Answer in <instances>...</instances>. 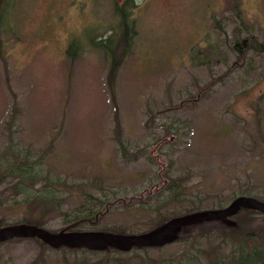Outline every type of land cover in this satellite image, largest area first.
I'll use <instances>...</instances> for the list:
<instances>
[{
	"label": "rangeland",
	"instance_id": "374dc122",
	"mask_svg": "<svg viewBox=\"0 0 264 264\" xmlns=\"http://www.w3.org/2000/svg\"><path fill=\"white\" fill-rule=\"evenodd\" d=\"M1 17L0 222L40 218L26 199L41 186L55 196L48 229L125 198L97 223L118 233L264 197V0H7ZM126 25L130 49L110 81L92 40L122 39ZM33 262L116 264L34 238L0 242V264Z\"/></svg>",
	"mask_w": 264,
	"mask_h": 264
},
{
	"label": "trees",
	"instance_id": "16d2710c",
	"mask_svg": "<svg viewBox=\"0 0 264 264\" xmlns=\"http://www.w3.org/2000/svg\"><path fill=\"white\" fill-rule=\"evenodd\" d=\"M7 6V0H0V24L3 22L2 13ZM118 13L125 23L127 20L128 13L119 9ZM124 38H116L113 35H109L106 38L93 39L92 42L94 46L99 47L103 56L109 60V72L108 77L111 81V78L114 77L116 71L121 65L122 60L125 58L127 51L130 49V41L131 34L133 30H130L128 25H126L123 29ZM76 46V42L72 41L67 48V53L69 56H73L74 49ZM234 48L236 51L241 52L243 48L242 41L234 44ZM27 164H31L28 162ZM0 168V180L5 177V173H7L10 169ZM174 181V180H171ZM1 182V181H0ZM45 186L38 187L36 191L28 195V206L29 213H34L35 209H39L41 213L40 218L32 219H24L15 223H3L0 222V226L8 225V224H17V223H29L37 226L45 227V222L42 219L44 213L56 210V207L52 205V200L55 198L54 195H45L43 196L42 191ZM252 196V195H250ZM133 197V196H132ZM256 197V196H253ZM262 201H264V197H256ZM126 200L125 198H114L111 204L109 201L105 205L100 207H96L88 214L77 215L74 218L69 219L64 225L59 229H48L52 232H58L60 230L65 231H104V232H112L117 234H138L143 232H148L156 227L162 225L166 221L170 220L173 217L180 216L183 214L191 213L194 211H199V207H195L192 209L185 210L184 212L174 215L172 217H166L164 220H159L152 227L148 228L145 231L137 232V233H118L124 232L122 229H113L109 227L100 228L97 226V223L100 219L109 211V207L113 205V203ZM121 203V202H120ZM123 204V202H122ZM126 205V204H123ZM129 205V204H128ZM161 215V214H160ZM34 238L38 242H41L45 248L49 249H59L62 252L66 251H82L83 253H94L97 254L99 252L105 253V258H111L116 262V264H122L125 260H123L120 255L114 254H127L126 256L129 259H134L135 257L139 258V263L137 264H264V215L261 214L257 210L248 209V208H239L236 213L233 215L226 217L224 219H214V220H206L198 223L190 224L183 226L180 231L177 233V236L173 242H180L182 244L181 249L178 253L167 259H158V258H147L146 254L149 249H160L170 243L161 245V246H131L128 250H119L114 247H106L104 249H89L87 247H67V246H58L52 247L49 244L43 242L37 237H28ZM15 239V238H12ZM208 241V245L205 248L201 247V241ZM3 242V241H0ZM171 242V243H173ZM144 255L141 254V251ZM203 251V252H202ZM196 253L202 254L206 256V260L198 257ZM146 259L151 260L152 263L146 261ZM129 261L125 262L128 264ZM31 264H34L31 263ZM133 264V263H131Z\"/></svg>",
	"mask_w": 264,
	"mask_h": 264
},
{
	"label": "water",
	"instance_id": "95a60500",
	"mask_svg": "<svg viewBox=\"0 0 264 264\" xmlns=\"http://www.w3.org/2000/svg\"><path fill=\"white\" fill-rule=\"evenodd\" d=\"M246 40L242 41L245 44ZM259 211L264 215V201L248 195L236 196L222 208L205 209L176 216L155 229L138 234H117L104 231H65L52 232L45 227L29 223L0 226V241L12 238L37 237L52 247H87L104 249L114 247L128 250L131 246H161L175 240L183 226L206 220L224 219L236 213L239 208Z\"/></svg>",
	"mask_w": 264,
	"mask_h": 264
}]
</instances>
